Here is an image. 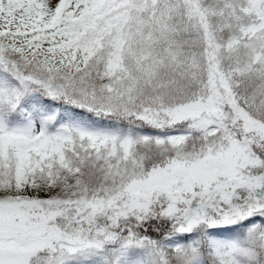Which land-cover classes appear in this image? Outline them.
Wrapping results in <instances>:
<instances>
[{"label":"snow or ice","instance_id":"1","mask_svg":"<svg viewBox=\"0 0 264 264\" xmlns=\"http://www.w3.org/2000/svg\"><path fill=\"white\" fill-rule=\"evenodd\" d=\"M0 264H264V0H0Z\"/></svg>","mask_w":264,"mask_h":264}]
</instances>
